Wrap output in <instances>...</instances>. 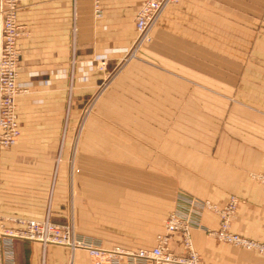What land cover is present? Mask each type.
Instances as JSON below:
<instances>
[{
  "label": "crops",
  "instance_id": "0c3cea01",
  "mask_svg": "<svg viewBox=\"0 0 264 264\" xmlns=\"http://www.w3.org/2000/svg\"><path fill=\"white\" fill-rule=\"evenodd\" d=\"M141 1L100 0V17L94 0L22 1V132L0 151V222L50 217L72 224L79 238L137 252L156 245L170 212L193 204L201 207L191 235L202 264H264L260 253L210 236L219 216L202 207L237 196L233 231L264 242V183L255 178L264 174V0H179L163 9L145 49L163 88L139 94L134 112L152 116L138 126L147 133L134 140L131 159L116 158L149 181L126 186L93 174L91 164L109 157V78L134 46ZM78 152L87 164L80 174L72 166ZM170 247L188 252L179 232ZM14 259L92 264L86 250L23 239ZM117 264L153 263L124 256Z\"/></svg>",
  "mask_w": 264,
  "mask_h": 264
},
{
  "label": "built area",
  "instance_id": "2783aa9c",
  "mask_svg": "<svg viewBox=\"0 0 264 264\" xmlns=\"http://www.w3.org/2000/svg\"><path fill=\"white\" fill-rule=\"evenodd\" d=\"M23 0H0V151L16 145L21 128L17 112L18 70L21 60L18 39L26 33L24 26L18 22V13ZM179 0H142L135 17L137 37L134 43L136 50L141 49L152 39V30L157 24L163 9ZM96 16H102L100 0H94ZM133 47V48H134ZM106 61L100 62V69H105ZM255 178L264 183V174ZM240 199L232 195L222 206L206 200L202 207L214 211L219 216L217 229L206 228L210 236L220 241L256 251L264 258V242L254 240L236 233L232 229ZM196 208L175 209L170 212L164 225V231L158 234L153 248L140 249L137 252L125 251L120 247L104 248L94 242L79 238L74 226L68 222H56L50 217L43 220H16L18 227H7L0 222L1 248L6 264H15L14 242L16 239L37 241L44 246L55 244L70 248L72 251L86 250L92 264H117L122 257L134 260L150 261L153 264H202L194 248L191 231L197 218ZM201 212V211H200ZM175 232L181 233L188 252L185 255L176 254L170 247V240Z\"/></svg>",
  "mask_w": 264,
  "mask_h": 264
},
{
  "label": "rangeland",
  "instance_id": "374dc122",
  "mask_svg": "<svg viewBox=\"0 0 264 264\" xmlns=\"http://www.w3.org/2000/svg\"><path fill=\"white\" fill-rule=\"evenodd\" d=\"M148 43L141 49L136 50L135 47L128 52L124 60L117 69L110 74L109 78V115H108V142L109 157L107 162H93V174H103L109 182H120L126 186L135 182L149 181V179L133 178V168L130 163H119L116 158L118 151L121 159H131L133 154L134 140L138 141L140 135L146 134L145 131H139V124L149 121L152 116L142 115L134 111L140 110L138 105L141 100L138 98L140 93L150 90L159 89L162 84H156L155 74L150 72L148 66V57L145 55V49ZM155 117V116H154ZM161 117V118H159ZM164 116H157L158 121H163ZM87 164L84 161L82 152L76 154V160L72 162L75 173L84 172ZM90 166V164H88ZM122 171L126 173L123 174ZM157 185L167 192L171 190L170 181L154 180ZM149 184V183H147ZM176 191L174 190V196ZM165 195V194H164Z\"/></svg>",
  "mask_w": 264,
  "mask_h": 264
}]
</instances>
